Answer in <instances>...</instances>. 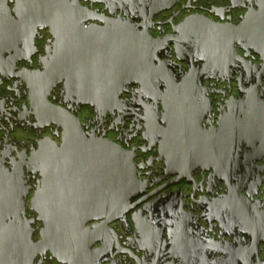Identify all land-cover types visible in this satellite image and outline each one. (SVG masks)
<instances>
[{"label":"flooded vegetation","instance_id":"af4514ba","mask_svg":"<svg viewBox=\"0 0 264 264\" xmlns=\"http://www.w3.org/2000/svg\"><path fill=\"white\" fill-rule=\"evenodd\" d=\"M2 5L18 19L16 0ZM78 8V31L126 25L156 41L165 82L151 92L133 84L118 109L96 110L65 80L48 89L46 67L59 57L50 27L31 46L1 49L0 264H264V0H78ZM189 34H219L225 46L179 55L171 41ZM35 79L44 81L37 93ZM67 121L125 150L140 193L124 220L88 222L96 234L84 237L87 251L64 262L42 251L34 198L37 156L62 147Z\"/></svg>","mask_w":264,"mask_h":264},{"label":"water","instance_id":"95a60500","mask_svg":"<svg viewBox=\"0 0 264 264\" xmlns=\"http://www.w3.org/2000/svg\"><path fill=\"white\" fill-rule=\"evenodd\" d=\"M30 1L16 0L17 20L7 6H0V53L31 46L37 29L50 27L58 39L59 57L46 67L44 77L52 79L48 89L65 80L67 92L79 102L108 111L119 108L120 97L129 86L139 83L143 91L151 92L165 82L166 73L155 64L158 58L154 55L160 46L148 36L129 32L131 27L126 25L116 32L78 31L85 20L79 14L78 0L69 6L66 0H33L36 7L24 8ZM187 36L171 41L179 55L184 51L219 53L225 46L219 34L204 41L198 40L196 34ZM43 82L32 80L34 93ZM175 88L169 98L171 113L178 110L173 104L181 92V87ZM64 124L62 147L43 150L37 156L43 179L34 204L45 225L42 251L50 250L67 262L87 251L90 242L84 237L96 234L85 225L93 220H124L140 187L125 150L108 141L87 139L78 122Z\"/></svg>","mask_w":264,"mask_h":264}]
</instances>
